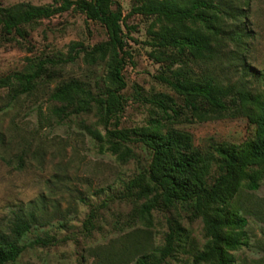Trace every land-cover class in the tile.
Returning a JSON list of instances; mask_svg holds the SVG:
<instances>
[{
	"label": "rangeland",
	"instance_id": "374dc122",
	"mask_svg": "<svg viewBox=\"0 0 264 264\" xmlns=\"http://www.w3.org/2000/svg\"><path fill=\"white\" fill-rule=\"evenodd\" d=\"M114 1L126 16L143 2ZM18 3L44 6L53 0H0V7ZM248 14L246 24L253 38L243 52L247 71L238 61H229L230 52L237 49L230 42L227 62L216 74L225 83L244 82L253 92L264 94V0H252ZM126 23L135 29H125L131 54L124 71L127 88L123 92L125 109L120 128H134L159 118L158 107L151 103L156 96L172 97L180 107L183 101L158 79L163 73L171 76L166 59L173 56L163 53V62L159 63L155 56L162 52L149 46L160 25L154 18L141 15L127 18ZM23 32V36L0 33V78L24 73L34 62L65 60L74 44L81 45L77 50H89L107 40L103 27L74 12L26 26ZM46 67L48 72L39 80L36 91L22 96L10 108L8 91L0 89V135L4 139L0 142V231L9 230L15 212L35 210L46 221L36 236L48 235L57 241L51 247L28 249L19 264H98L115 261L121 252L132 259L143 249L151 251L163 245L172 221L179 222L188 237L184 248L166 264H196L194 256L203 250L207 238L202 219L194 218L189 205L154 211L152 227L147 228L133 217L136 204L120 198L125 184L148 169L152 152L142 145H132L133 154L125 162L103 152L86 128L105 133L96 108L88 114L63 118L51 113L60 105L52 102L50 95L65 82L76 80L94 94H102L107 73L104 63L90 65L81 53L74 62ZM177 68L178 64L173 67ZM192 68L202 72L199 67ZM184 119L169 126L189 133L194 146L202 152H211L222 144H242L255 133L246 117L204 123ZM237 203L249 220L250 246L233 252L236 264H264V182L256 192L243 191ZM34 238L35 234H31L28 240Z\"/></svg>",
	"mask_w": 264,
	"mask_h": 264
},
{
	"label": "trees",
	"instance_id": "16d2710c",
	"mask_svg": "<svg viewBox=\"0 0 264 264\" xmlns=\"http://www.w3.org/2000/svg\"><path fill=\"white\" fill-rule=\"evenodd\" d=\"M251 2L143 0L128 16L114 0H53L44 6L18 3L0 7V33L6 35L23 36L26 26L68 12L83 14L104 28L107 40L89 50H77L81 45L74 44L65 60L31 63L24 73L0 78V89L8 91L10 108L22 96L36 91L39 80L48 72L47 65L74 62L81 53L90 65L104 63L107 73L102 94H94L76 80L65 82L50 95V100L60 105L51 113L63 118L88 114L96 108L105 133L86 128L103 152H110L121 162L132 156V145H142L152 152L148 169L125 184V193L120 198L136 204L133 217L147 228L152 227L154 211L189 205L194 218L202 219L207 238L203 250L194 256L196 264H236L233 252L250 246L249 220L237 198L245 190L258 191L264 182V94L253 92L244 82L225 83L216 74L227 62L230 42L237 49L230 52L229 61H238L247 71L243 52L253 38L246 24ZM133 15L154 18L160 25L149 46L162 52L155 56L159 63L163 62V53L173 56L166 59L171 76L163 73L158 79L182 99L183 106L160 94L151 101L159 109V118H152L142 127L120 128L125 109L123 92L127 88L124 71L131 54L125 29H135L126 23ZM176 64L178 68L173 69ZM192 67H199L202 72L199 74ZM227 117H246L255 127L254 136L239 145L222 144L211 152H202L194 146L189 133L169 126L183 119L188 123H204ZM3 140L0 135V142ZM45 224L35 210L15 212L9 230L0 231V264H19L28 249L56 245L57 241L48 235L36 236L38 228ZM31 234L35 238L28 240ZM187 237L181 224L172 221L163 245L151 251L143 249L132 259L121 252L115 261L98 264H166L184 248Z\"/></svg>",
	"mask_w": 264,
	"mask_h": 264
}]
</instances>
